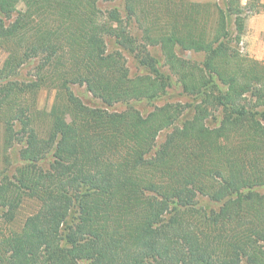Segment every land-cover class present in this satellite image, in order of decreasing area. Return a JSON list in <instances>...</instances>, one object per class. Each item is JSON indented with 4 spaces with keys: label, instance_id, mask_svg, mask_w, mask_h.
<instances>
[{
    "label": "trees",
    "instance_id": "1",
    "mask_svg": "<svg viewBox=\"0 0 264 264\" xmlns=\"http://www.w3.org/2000/svg\"><path fill=\"white\" fill-rule=\"evenodd\" d=\"M98 1L116 0H0L2 138L24 142L20 166L0 173L1 218H15L24 198L38 204L0 242V264H264V60L238 51V8L123 0L124 19L141 32L134 43L120 14L101 12ZM106 38L152 73L129 77ZM149 47L160 49L193 103L142 115L88 107L68 93L82 86L108 107L164 95L168 84L154 75ZM176 49L201 53L203 62L185 61ZM31 62L35 74L18 80ZM42 87L56 91L44 136L23 103ZM217 110L219 123L209 128Z\"/></svg>",
    "mask_w": 264,
    "mask_h": 264
},
{
    "label": "rangeland",
    "instance_id": "2",
    "mask_svg": "<svg viewBox=\"0 0 264 264\" xmlns=\"http://www.w3.org/2000/svg\"><path fill=\"white\" fill-rule=\"evenodd\" d=\"M196 3L209 5L212 7L213 5H218L221 8H228L230 4L234 8H238L240 12V18L243 21V33L240 35V41L236 45L238 51L241 53L242 56L248 57L250 59L257 60L259 62L264 60V43H263V33H264V0H260L258 5L252 7L249 4V0H190ZM208 6V7H209ZM98 9L103 12L107 13L113 10H116L120 16L122 17L124 23L123 26L127 29V35L134 43H137L140 40L141 32L138 29V25L134 24L133 22H128L124 19V4L123 0H116L113 2H106V1H98L97 2ZM17 10H23L22 3L17 5ZM212 12L213 9H211ZM213 15V14H212ZM15 14L12 15L11 19H13ZM212 16H210L211 18ZM7 23V22H6ZM228 32L230 38H235L236 36V23L235 17L230 15L228 17ZM106 49L108 53H117L120 54L124 61L126 68L128 70L129 77L133 78L136 76H147L151 74V70L147 66H142L139 64L136 59L129 53V51L121 49L119 45L115 42L113 38H106ZM234 43V42H233ZM235 46V43L233 44ZM146 52L155 62V71L154 75L157 74V77H161L166 81L168 84V88L166 89V93L155 100H137L131 101L128 104H121L117 103L110 107L106 106L98 100L94 98L86 89L82 86L78 85H71L68 93H72L74 97H76L79 101H81L84 105L88 107H99L105 109L107 111H114V112H121L127 108H132L138 110L139 113L142 115H147L150 113L155 107L162 106L166 103L172 104H182V105H189L193 103V99L186 95L179 83L177 82L176 78L171 74L170 70L164 63L163 55L158 47L154 48H147ZM134 53V52H133ZM176 54L179 58L192 62L195 64H201L203 62L204 56L201 53H193L190 51H184L181 49H176ZM7 57V53L5 49L0 48V70L2 68L3 62ZM34 62H31L29 65L24 66L23 69L19 72L18 80H21L26 75L33 76L35 74L36 69H34ZM45 72H51V68L46 67ZM63 95L65 94L64 90L61 92ZM56 91L51 88H44L42 87L38 90L36 96L33 98L28 93L25 94L23 98V103L28 104L31 110L35 111L36 117H32V125L39 129V132L44 136L49 129V119L46 116L47 113L50 111L54 101H55ZM67 95V93H66ZM44 112L43 115H39L37 113ZM191 111L188 109L186 110V117L190 115ZM182 118L179 119L175 126H180L182 122ZM219 123V111H215L212 116H210L206 120V125L209 128L217 127ZM18 124V123H16ZM21 129L20 125L15 127V131L17 132ZM168 131L163 132L159 135V137L155 141V147L157 148L164 140L165 135ZM21 136V135H19ZM19 136L16 138H19ZM3 135V125L0 121V173H8L10 176L14 173L15 168L20 166L18 160V151L22 145H16L19 142L14 141L15 146H9L6 144ZM43 167H47L48 163L42 164ZM262 193L263 191H259ZM199 204L203 206H207L209 209H217V206L209 203L208 200L205 198H200ZM38 208V204L30 199H22L21 203L18 206L17 212L15 214V218H13L10 222H6L4 218H1L0 214V242L5 240L10 236V234L14 231H19L22 227L25 219L33 214Z\"/></svg>",
    "mask_w": 264,
    "mask_h": 264
}]
</instances>
